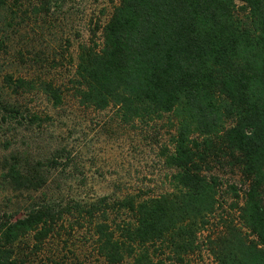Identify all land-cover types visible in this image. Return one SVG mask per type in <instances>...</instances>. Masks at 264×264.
I'll list each match as a JSON object with an SVG mask.
<instances>
[{
  "label": "trees",
  "instance_id": "obj_1",
  "mask_svg": "<svg viewBox=\"0 0 264 264\" xmlns=\"http://www.w3.org/2000/svg\"><path fill=\"white\" fill-rule=\"evenodd\" d=\"M241 2L244 21L237 19L234 0H120L102 28V46L93 41L79 47L75 92L82 106L112 105L130 116L177 106L186 118L168 158L180 191L117 201L116 209L129 217L113 221L114 227L105 198L98 207L90 205L88 215L100 213L94 232L106 264H152V254L169 253L182 263L192 255L194 227L214 208L213 183L201 165L223 156L247 181L238 215L246 233L225 225L209 241V251L216 264H264V0ZM7 79L15 88L26 85L21 78ZM43 90L53 104L61 102L51 84ZM220 119L233 120V126ZM194 132L203 136L200 142L189 138ZM10 177L28 189L45 181L13 169ZM55 223L51 211L37 209L0 234L5 246L27 232L41 243ZM0 264L25 263L0 248Z\"/></svg>",
  "mask_w": 264,
  "mask_h": 264
},
{
  "label": "rangeland",
  "instance_id": "obj_2",
  "mask_svg": "<svg viewBox=\"0 0 264 264\" xmlns=\"http://www.w3.org/2000/svg\"><path fill=\"white\" fill-rule=\"evenodd\" d=\"M120 0H3L0 3V233L37 209L56 217L53 230L41 242L34 232L0 248L12 259L32 264H106L96 247L91 204L105 198L113 221L121 223L126 211L117 201L156 198L182 188L177 169L168 164L182 122V109L169 112L124 114L82 106L76 96L79 47L94 41L102 46V28ZM238 20L244 21L241 0H234ZM21 78L15 88L7 77ZM57 89L61 102L44 92ZM14 87V88H13ZM224 127L233 120L220 119ZM191 124L187 129H192ZM197 133L190 139L202 140ZM202 164V175L214 189L213 213L195 225L196 249L176 260L171 253L152 254V264H216L209 241L225 225H237L247 181L225 156ZM11 169L20 176H43L39 188L13 182ZM16 178V177H15ZM114 207V208H112ZM104 208L101 205L99 209ZM117 208V209H116ZM129 217V216H127ZM125 217L127 220L128 218ZM154 256V257H153Z\"/></svg>",
  "mask_w": 264,
  "mask_h": 264
}]
</instances>
